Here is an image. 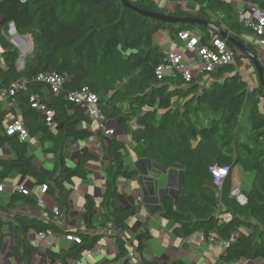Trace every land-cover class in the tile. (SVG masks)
<instances>
[{
	"label": "trees",
	"instance_id": "obj_1",
	"mask_svg": "<svg viewBox=\"0 0 264 264\" xmlns=\"http://www.w3.org/2000/svg\"><path fill=\"white\" fill-rule=\"evenodd\" d=\"M129 1L142 10L215 24L256 54L260 61L258 49L246 41L252 32L239 24L236 7L229 1L165 0L167 9L153 0ZM255 3L264 10V0ZM12 25L17 36L31 43L23 69L19 67L21 52L7 35ZM159 31L168 32L173 39L182 32H190L198 36L203 46H211L214 38H221L201 24L166 23L148 18L125 7L120 0H0L3 49L0 89L29 79L26 90L18 95L22 123L30 137L40 136L42 142L53 143L49 152L56 163L55 175L45 176L36 167L35 158L27 155L26 141H20L16 135L7 136L5 128L1 135L3 144L16 148L18 158L0 160V178L4 180L13 172L31 176L44 183L50 195L55 196L58 191L60 209L65 206L70 195L67 185L88 176L86 165L93 158L89 149L83 148L76 167L66 168V144L87 142L95 135H103L100 131L81 129L84 124L91 125L92 119L68 99L71 93L89 87L99 97V109L106 118L105 129L114 132L108 151L112 167L107 169L106 204L117 195L118 178L132 179L139 173L128 170L125 162L126 143L119 138L129 136L136 144L147 143L143 155L154 167L180 171L177 191L163 194L153 208L155 214L176 224V235L188 237L202 232L206 239L228 243L222 256L226 264L242 259L264 260V113L260 107L264 90L259 80L254 86L243 78L241 67L248 58L226 40L235 52L236 65L194 74L188 85L172 70L166 71L159 80L157 69L166 65V56L154 43ZM54 73L66 76L59 93L36 80L41 74ZM199 75L208 84L199 85ZM32 94H37L52 111L54 127L44 114L31 107ZM8 113L0 111V128ZM244 119L248 121V128L242 136ZM213 167H227L230 172L239 167L254 174V187L243 192L247 197L245 206L231 197L229 175L221 191L213 185L210 172ZM52 178L56 187L51 183ZM26 197L15 191L12 201H25ZM92 206H88L89 217ZM135 213L134 208L116 209L110 211V216L115 228L126 233L128 219ZM222 215H230L231 221H225ZM14 222L8 226L9 230L18 228L26 239L32 231L61 233L55 224L39 218L17 215ZM5 226L0 219V232ZM80 238L81 244L63 255L64 264L78 261L83 251L92 250L98 237L80 234ZM144 240L142 234L137 235L141 264H158L144 256ZM22 245L26 246L25 256L34 251L26 241ZM118 245L117 261L130 254L124 242ZM24 254L14 252L10 256L18 257L23 263ZM49 256L53 262L58 258L54 254ZM173 264L186 263L178 260Z\"/></svg>",
	"mask_w": 264,
	"mask_h": 264
},
{
	"label": "crops",
	"instance_id": "obj_2",
	"mask_svg": "<svg viewBox=\"0 0 264 264\" xmlns=\"http://www.w3.org/2000/svg\"><path fill=\"white\" fill-rule=\"evenodd\" d=\"M166 2L165 0H162ZM246 0H237L233 5L238 7L247 15ZM165 8L168 7L166 2ZM13 34V33H12ZM16 34V33H15ZM168 32L162 33L159 37H154V43L161 48L163 53L173 51L182 54L187 63H191L195 54L186 52L184 43L178 38L173 41L169 39ZM22 40V37H17ZM23 50L29 52L27 42H22ZM26 54V55H27ZM260 61L264 65V50L259 51ZM25 58V57H24ZM193 67V66H191ZM196 70L193 73L198 75ZM247 70L241 69V74L246 77L250 85H257V80L250 82L246 71H251V67L246 66ZM199 85L208 84V80L198 76ZM21 97L17 96L13 101H0V111L9 112L0 128V160H15L18 158V150L8 143L3 144L2 133L5 128L17 120L22 121ZM12 110V112H11ZM54 127V122L51 123ZM98 122L92 120L91 125L84 124L81 129L98 131ZM119 139L125 141L127 153L125 162L128 170L139 173L132 179L118 178L115 181L117 195L110 204L105 203L106 191L108 187L107 169L112 167V160L109 156V149L112 137L93 136L87 142L69 141L66 144L64 158L66 168H75L78 157L82 154L83 148L89 149L93 155L86 169L88 176L83 179H75L69 189V197L65 206L60 209L58 201L59 192L50 195L42 192L41 186L45 185L36 181L31 176L24 177L18 172H13L4 180L0 178V219L6 226L0 232V264H64L61 261L63 255L74 250L77 245L66 240L67 235L80 237V234L98 237L92 250L83 251L78 259L80 264H123L122 259L116 260L120 256L119 242H124L131 254L135 255L137 262L141 264L140 255L137 252L136 237L142 234L144 240V256L158 264H173L181 260L186 264H226L222 260L225 248L219 242H211L206 239L202 232H194L188 237H180L175 234L176 224L164 220L159 214H155L153 208L160 201L165 193H175L179 187V170H159L155 164L144 158L143 148L147 145L136 144L129 136H122ZM27 155L35 158V165L45 174L53 177L56 171L55 157L51 151L52 142H42L40 136L30 137L26 141ZM0 167V172H1ZM229 178L232 190L240 189L242 192H249L255 184V176L246 173L239 167L233 168ZM51 183L56 185L51 180ZM23 187L29 191L25 201H12L15 191ZM56 187V186H55ZM58 190V189H57ZM19 193H21L19 191ZM43 206H39V202ZM93 205L92 216L89 217L88 206ZM134 208L135 215L128 219V232L118 231L111 220L110 211L116 209ZM59 210V215L55 214ZM17 215H25L29 218H39L44 222L55 224L61 233H45L44 239L39 238L36 232H30L27 239L22 232L15 228L10 231L8 226L14 224ZM32 247V253H26L24 242ZM20 252L26 257L25 262H21L18 257L10 256V253ZM49 254L58 256L53 262ZM232 264H264V260L250 261L242 259Z\"/></svg>",
	"mask_w": 264,
	"mask_h": 264
},
{
	"label": "built area",
	"instance_id": "obj_3",
	"mask_svg": "<svg viewBox=\"0 0 264 264\" xmlns=\"http://www.w3.org/2000/svg\"><path fill=\"white\" fill-rule=\"evenodd\" d=\"M231 3H235L236 0H226ZM256 0H246L245 4L247 5V15L243 11L239 10L236 7V14L238 16V22L241 26L249 29L252 32L250 39L246 41L252 46L256 47L258 51L264 50V10H262L256 3ZM191 11V8H188ZM193 11V10H192ZM12 27V26H11ZM13 32V28H12ZM14 34V33H13ZM178 39L184 43V49L186 52L194 53L199 60L195 63L192 60L191 63H187L182 54L176 53L173 51H166L164 55L166 56V65H162L157 69V77L159 80L163 79L164 73L166 71L172 70L182 76L186 85L190 84L193 81L194 73L192 68H196L198 73L211 72L216 68L224 65H236L237 59L235 56L234 50L228 46L227 42L221 38H214L211 42V46H203L200 44L199 38L197 35L190 32H182L178 35ZM26 49L23 50V57L26 56ZM3 49L0 46V63H3L1 55ZM25 66V61H20V69H23ZM193 66V67H191ZM242 75V74H241ZM246 80V77L242 75ZM36 80L39 82H44L48 84L54 93H59L62 88L66 76L62 74H41L36 77ZM29 79L20 80L10 87L5 89H0V101H13L15 97L19 95L21 91H25L27 88V83ZM68 99L75 103L78 108H81L85 111L86 116L90 119L98 122V131L103 133L106 137H112L114 132L109 129H105L106 118L103 115L102 111L99 109V97L97 94L93 93L89 87H85L78 92L71 93L68 96ZM31 107L44 114L47 117L49 123H53V114L48 107L42 103L37 94H32L30 97ZM7 136H18L19 140L22 142L28 141L30 139V134L28 130L23 125L22 121L17 120L11 124H8L6 127ZM210 172L213 176V185L221 189L224 185L225 180L228 177L229 169L213 167L210 169ZM3 187L0 186V192H2ZM42 192H46L47 186H41ZM19 191L24 195H29V191L21 187ZM231 197L235 198L236 201L245 206L247 204V197L240 189H233L231 191ZM39 206H43V203L40 201ZM55 214L58 216L59 213L56 210ZM222 219L229 222L232 217L230 215H222ZM248 234L249 231L245 230ZM46 237L45 233L39 234L40 239ZM66 240L72 242L76 245L81 244V238L74 235H67ZM211 242H218L214 238L209 239ZM226 249L229 244L226 242H219ZM136 260V259H135ZM129 262L128 264H137ZM71 264H80L79 261H74Z\"/></svg>",
	"mask_w": 264,
	"mask_h": 264
},
{
	"label": "water",
	"instance_id": "obj_4",
	"mask_svg": "<svg viewBox=\"0 0 264 264\" xmlns=\"http://www.w3.org/2000/svg\"><path fill=\"white\" fill-rule=\"evenodd\" d=\"M120 1L125 7H128V8L135 10V11H138L139 13H141L142 15H144L148 18H152V19H155V20H158L161 22H166V23L201 24V25H204V26L208 27L209 29L215 31L216 33H218V35L222 39L230 42L240 53L245 55L250 60V62L252 63V65L254 66V68L257 72L259 84L262 87V89L264 90V67L260 63L258 56L256 54L252 53L241 42L235 41L233 38L229 37L227 35V33H225L217 25L212 24V23L205 21V20H202V19L177 18V17L169 16V15L163 14V13H156V12H151V11H147V10H142V9H139V8L135 7L134 5H132L129 0H120ZM12 28H13V33H16V30H15L13 25H12Z\"/></svg>",
	"mask_w": 264,
	"mask_h": 264
},
{
	"label": "rangeland",
	"instance_id": "obj_5",
	"mask_svg": "<svg viewBox=\"0 0 264 264\" xmlns=\"http://www.w3.org/2000/svg\"><path fill=\"white\" fill-rule=\"evenodd\" d=\"M154 2H156V4L157 5H159V6H162V7H165L166 6V2H164V1H162V0H153ZM237 2H239V0H237ZM190 12H195V11H190ZM165 31H159L156 35H155V38H157V37H159L162 33H164ZM13 32H12V27L10 26L9 27V29L7 30V35L9 36V38L11 39V41L19 48V50H20V52H21V56L23 57V49L22 48H24V47H22V42H27L28 43V45H29V51L31 50V43L27 40V39H22V40H18V36L14 33V34H12ZM169 37V36H168ZM169 39L171 40V41H173L174 39L173 38H171V37H169ZM29 53V52H28ZM24 60V58H21V62ZM193 61H194V63H195V60L196 61H198L199 60V58L195 55L194 56V58L192 59ZM19 65H20V62H19ZM249 65V67H251V71H250V73H249V70L248 71H246L247 72V74H248V80L250 81V82H252L253 80H258V76L255 74V69L253 68V65H252V63L250 62V60H248V59H246V60H244V62H243V66L241 67V69L242 70H247L246 69V66H248ZM194 72H196V70H194V69H192ZM197 71H199V70H197ZM260 107H261V110L263 111V113H264V98H262V100H261V102H260ZM247 128H248V121H247V119H244V121H243V123H242V125H241V134H242V136H244L246 133H247ZM219 189V188H218ZM222 189V188H221ZM221 189H219V191H221ZM135 259H137L136 257H135V255H133V254H128L126 257H124V258H122V263L123 264H126V263H129V262H133V263H136V260ZM137 264H139V263H137Z\"/></svg>",
	"mask_w": 264,
	"mask_h": 264
}]
</instances>
